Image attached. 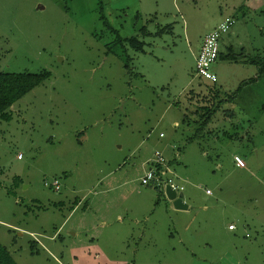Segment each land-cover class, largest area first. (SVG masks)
I'll list each match as a JSON object with an SVG mask.
<instances>
[{"label":"rangeland","instance_id":"374dc122","mask_svg":"<svg viewBox=\"0 0 264 264\" xmlns=\"http://www.w3.org/2000/svg\"><path fill=\"white\" fill-rule=\"evenodd\" d=\"M226 17L212 81L196 57ZM262 61L264 0H0V70L49 72L0 118V242L17 264H264ZM156 151L187 209L142 183Z\"/></svg>","mask_w":264,"mask_h":264},{"label":"built area","instance_id":"2783aa9c","mask_svg":"<svg viewBox=\"0 0 264 264\" xmlns=\"http://www.w3.org/2000/svg\"><path fill=\"white\" fill-rule=\"evenodd\" d=\"M236 20L232 17H226L212 31H210L202 44L201 50L196 57V72L200 77L215 81L217 76L210 70V66L219 58L220 39L224 33H227L234 26ZM164 136V133L160 134ZM21 157V154H19ZM236 164L240 167H245V161L238 155L235 156ZM172 163L160 151L155 152V158L150 163V169L142 178L143 184H152L158 187L170 186L177 196L182 194L184 186L179 184L174 174ZM47 184V183H46ZM52 185L60 188L58 180H55ZM211 193L210 189H207ZM184 199V198H183ZM185 200V199H184Z\"/></svg>","mask_w":264,"mask_h":264},{"label":"trees","instance_id":"16d2710c","mask_svg":"<svg viewBox=\"0 0 264 264\" xmlns=\"http://www.w3.org/2000/svg\"><path fill=\"white\" fill-rule=\"evenodd\" d=\"M130 44L136 46L135 37L129 39H123ZM219 51V57H221ZM123 58V54H120ZM227 58L234 59L232 55L226 56ZM256 61V60H255ZM260 66L259 75L264 72V62L262 61ZM49 76V72L41 73H29V72H2L0 70V118L9 119L10 115L8 110L10 107L20 98H22L29 91L34 89L42 81H44ZM256 78H252L247 82H253ZM241 86L239 87L240 90ZM212 91V88H210ZM221 105V103H219ZM219 105H217L219 107ZM212 107L209 105L202 106V121L201 124L207 126L211 123V113L210 109ZM217 108V107H216ZM213 109V108H212ZM218 109V108H217ZM188 113L184 115L183 121L188 120ZM171 162V161H170ZM172 163V162H171ZM0 264H17L12 255L10 254L8 248L0 242Z\"/></svg>","mask_w":264,"mask_h":264},{"label":"water","instance_id":"95a60500","mask_svg":"<svg viewBox=\"0 0 264 264\" xmlns=\"http://www.w3.org/2000/svg\"><path fill=\"white\" fill-rule=\"evenodd\" d=\"M166 194L168 195V197L170 199H172L176 208H178V209H187L188 208V204L183 199V196L180 195L177 197L176 192L170 186L166 187Z\"/></svg>","mask_w":264,"mask_h":264},{"label":"crops","instance_id":"0c3cea01","mask_svg":"<svg viewBox=\"0 0 264 264\" xmlns=\"http://www.w3.org/2000/svg\"><path fill=\"white\" fill-rule=\"evenodd\" d=\"M178 122H176L175 124H177ZM20 158V157H19ZM238 166V165H237ZM240 167V166H239ZM156 189H158V190H161L163 187L161 186V187H158V186H155V185H153ZM165 187V191H166V187L167 186H164ZM167 195V194H166ZM178 197V196H177ZM167 199H169L170 201L172 200V199H170L169 197H168V195H167ZM174 204V203H173ZM175 206V205H174ZM230 227H233L232 225H230Z\"/></svg>","mask_w":264,"mask_h":264}]
</instances>
